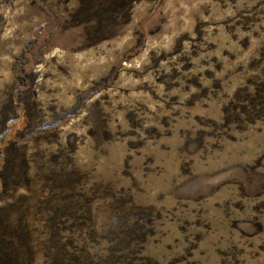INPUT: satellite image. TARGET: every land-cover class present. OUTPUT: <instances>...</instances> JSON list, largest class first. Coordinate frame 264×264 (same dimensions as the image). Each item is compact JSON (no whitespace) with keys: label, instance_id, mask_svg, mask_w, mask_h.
Here are the masks:
<instances>
[{"label":"rangeland","instance_id":"374dc122","mask_svg":"<svg viewBox=\"0 0 264 264\" xmlns=\"http://www.w3.org/2000/svg\"><path fill=\"white\" fill-rule=\"evenodd\" d=\"M0 264H264V0H0Z\"/></svg>","mask_w":264,"mask_h":264},{"label":"trees","instance_id":"16d2710c","mask_svg":"<svg viewBox=\"0 0 264 264\" xmlns=\"http://www.w3.org/2000/svg\"><path fill=\"white\" fill-rule=\"evenodd\" d=\"M1 149H2V146L0 145V151H1ZM2 155H1V153H0V157H1Z\"/></svg>","mask_w":264,"mask_h":264}]
</instances>
